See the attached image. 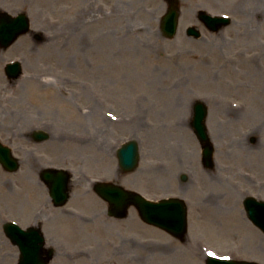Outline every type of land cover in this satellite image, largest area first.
Instances as JSON below:
<instances>
[{"label": "rangeland", "instance_id": "obj_1", "mask_svg": "<svg viewBox=\"0 0 264 264\" xmlns=\"http://www.w3.org/2000/svg\"><path fill=\"white\" fill-rule=\"evenodd\" d=\"M3 1L12 13L26 11L31 27L9 50L0 51V119L11 96L7 90L12 91L8 86L3 92L4 63L23 57L24 88L19 84V91H24V98L18 101L23 102L24 113L48 103L44 109L53 110L59 123L55 132L69 137L44 144L26 138L31 166L24 163L22 150L15 152L23 160L17 172L0 164V264L18 263L19 248L3 225L12 220L24 227V215L29 218L31 208L45 196L37 181V166L43 162L81 168L72 167L75 193L96 197L87 177L102 172L105 179L152 199H186L189 229L179 239L144 222L134 207L127 218L107 216L104 221L97 206L74 196L76 212L90 214L96 209L98 216L89 222L76 220L77 237L75 230L56 220L58 231L67 238H99L108 250L113 249L109 239L120 240L123 264H207L210 253L264 264V232L244 208L248 196L264 200V14L261 19L256 12L262 1L180 0V25L173 38L165 37L161 29L166 0H0V4ZM200 9L228 14L233 21L211 32L197 16ZM190 26L202 31L200 38L187 34ZM74 30L76 41L82 38L92 43V49L69 38ZM88 96L98 103L106 97L103 110H94L93 116L84 110ZM197 99L209 107L213 169L201 164V148L191 126L192 103ZM228 109L237 114L231 116ZM104 117L108 124L101 122ZM79 121L93 125L86 129ZM33 122L25 127L27 134L45 128L40 119ZM97 125L99 129L103 125L102 139H107L103 147L108 151H101L100 135L98 144L84 143L89 134L97 135ZM10 131L0 127L2 141L7 142L8 134L24 140V130ZM129 139L139 141L141 161L134 172L121 173L115 152ZM182 174L188 175L187 181L181 180Z\"/></svg>", "mask_w": 264, "mask_h": 264}, {"label": "flooded vegetation", "instance_id": "obj_2", "mask_svg": "<svg viewBox=\"0 0 264 264\" xmlns=\"http://www.w3.org/2000/svg\"><path fill=\"white\" fill-rule=\"evenodd\" d=\"M260 1L262 2L258 5L259 7H258V10L256 9V12H258L261 15V19H262L263 18L262 14H264V6L262 3L264 0H260ZM5 3L6 2L3 1L0 5L3 6V4ZM16 42H14L12 45H10L7 48H4L0 45V51L9 50L13 45L16 44ZM15 58H18L19 60L22 59L20 60L21 67H22V73L18 77H13L12 75L13 72L8 73V71L6 70V66L4 65L3 77L7 84L5 83V85H3V92L6 93V89H9L7 88L8 86H10V88L12 87V91L7 90L8 93L11 94V96L9 97V101H7L2 106L4 117L2 120L0 119V127L3 126L6 128H9L11 130L10 132L14 130L21 132L22 130H24V135H25L24 140L21 135L18 136L14 134H13L14 136H11L9 134L5 135V138H7L6 143L12 146L13 149L17 150L18 152L19 150L23 151L22 157L25 158L24 163L26 162V165L29 166L28 164L29 162L27 163L28 148L24 144L26 138L31 139L32 141L38 144H41V143L44 144L46 142H53V143L60 142L62 138H68L69 135H60L55 132L57 130V126L59 125V123L57 122V119H56L57 117H55L57 115L53 110H49V107H47L48 109L47 108L44 109L45 108L44 106L48 105V103L42 104L41 107L39 106L37 108L30 107V111H26V113H24V104L23 102L18 101V100H21V98H24L23 96L24 91H19L20 90L19 84H22V88H24V85H23L24 80L20 81L21 78L24 77V65H23L24 58L13 56L9 60L13 61L12 59H15ZM0 91H2L1 85H0ZM88 97H89L88 102H86V106L84 110H87L88 112H90V116L95 115L94 110L96 109L103 110L102 106H104L105 104L104 98L106 99V97L101 96L99 103L98 101L94 102L92 100L94 96L92 97L88 96ZM13 98H15V101H12ZM63 98L68 99L70 102L71 98L69 96L64 95ZM21 104H22L21 108H17L18 105H21ZM9 109H12V110L9 111ZM15 114H17L18 116L15 117ZM36 118H38V121L39 119L41 120V123L40 122L38 123L44 126L45 127L44 129L51 132V134L50 133L48 134V137L46 139L37 140L34 136L27 134L25 132V127L34 123L33 121ZM28 121L30 122L28 123ZM79 122H80L79 125L81 126H86L87 124L93 125L92 123H85L84 121L83 122L79 121ZM101 122L103 124L105 122L106 124L107 118L104 117V119H102ZM85 128L87 129L88 127H85ZM97 128L99 131L104 130L103 125H100V129H99V125H97ZM89 136L90 138L85 139V141L83 140L84 143L88 144L89 142H93V136L91 134H89ZM105 140L107 142V139L101 138V147H102L101 151L102 152L107 151V150H104V147H103V143H105ZM254 141L255 139H252V142ZM96 142L98 144V141ZM52 149H53L52 152H55L57 150L55 148H52ZM33 150H36V149H33ZM48 152L50 153V151ZM19 156L21 157V155ZM105 157H106V154H103L102 160L105 159ZM94 173H98V172H94ZM40 179L43 184L45 185L47 183L50 184V181L46 182V179H44V176L42 177L40 175ZM76 184L77 183L76 181H74V176L70 174V184H69L70 195L68 198V202L65 206L56 205L57 204L56 200L51 197L50 188L47 186L46 187L47 195L45 194L46 201L43 202L42 200L43 206L40 208L38 204L36 207L34 206V208H31V212H30L31 216L29 218H25V215H24V227L25 228H31L33 226L39 227L43 230L44 235H45V238H44L45 243H44L43 249L40 248L39 241H36L34 245L32 246L34 249L33 264H41V257L46 258V264H123V261H122L123 252L118 250L120 248V242H121L120 240L112 241L111 239H109L107 243L109 246L112 245L113 249L108 250L106 248L107 245H105L102 241H99L100 240L99 238H67V236L63 235L60 229L58 231V228L55 223L56 220H59L62 224L67 225L66 228L69 229L70 231L75 230L76 237H77L78 231H77V226H76V220L83 219L86 222H89L91 220L94 221L93 218L98 216V214L96 213V209L94 213H90V214H83V213L76 212V210H78L79 208L77 205L74 204V200H75L73 199L74 196H76L77 199H80L82 202H86L87 204L91 202L92 206L94 207L97 206L98 207L97 209H99V216L104 221L105 219H107V216H109L108 203L100 195L96 193L94 187L90 188V190L94 192L96 197L89 196V192L86 193L84 191L77 193V190H76V193H77L76 194L74 192ZM24 202H25V199H24ZM115 220L119 221L122 219L115 218ZM67 222L70 223L72 226H69ZM103 229L101 228V230ZM89 235L93 237L95 235V231L90 232ZM132 248H134V246ZM137 257L138 255H134L132 259L135 260L137 259ZM42 262H44V259Z\"/></svg>", "mask_w": 264, "mask_h": 264}, {"label": "water", "instance_id": "obj_3", "mask_svg": "<svg viewBox=\"0 0 264 264\" xmlns=\"http://www.w3.org/2000/svg\"><path fill=\"white\" fill-rule=\"evenodd\" d=\"M170 3L167 14L163 17L162 30L166 37L172 38L175 36L178 30L179 16L178 4L176 0H168ZM200 19L210 28V30H219L229 24L230 18L212 16L207 14L205 11H201L199 15ZM9 20V19H8ZM5 19L0 26V36L2 38L9 37L10 33H15L14 38L9 41H13L15 37L28 30L30 27V19L26 13L20 15L15 19H10V22ZM2 33V34H1ZM189 35L199 37L200 31L195 27L188 29ZM207 107L203 103H198L195 109V117L193 121L194 130L203 145L204 160L207 166L213 164V153L214 146L211 142L208 128L206 125ZM41 137V135H38ZM119 159L121 165L126 171L135 170L138 167L140 154L139 145L136 141L132 140L122 146L119 150ZM0 163H2L7 169L15 171L19 167L18 159L13 156L11 149L4 146L0 142ZM63 175V174H62ZM47 177H52L51 174H47ZM183 179H186V175H183ZM62 184L61 185V182ZM59 185L55 187V192L60 193L63 201L68 196L67 193V178L62 176ZM98 191L103 197L108 200L111 204L113 211L126 214L128 207L131 204H135L140 212V215L144 221L149 224H153L160 228L167 230L176 237H184L187 233L188 222H187V206L185 202L180 198H169L160 201H152L146 199L137 192L126 190L120 185L114 183H103L97 186ZM248 217L254 224L260 227L264 231V201H260L255 197H249L244 202ZM6 234L11 238L13 243L17 244L20 248L21 255L19 264H29L25 259L29 261L31 256V247L24 238H40L41 248L43 244V236L40 231L37 230L35 233H26L24 229L15 223H7L4 226ZM27 251L28 255H27ZM208 264H259L251 261H237L221 259L217 257H211L207 260Z\"/></svg>", "mask_w": 264, "mask_h": 264}, {"label": "bare ground", "instance_id": "obj_4", "mask_svg": "<svg viewBox=\"0 0 264 264\" xmlns=\"http://www.w3.org/2000/svg\"><path fill=\"white\" fill-rule=\"evenodd\" d=\"M76 33H77V31L74 30V31L69 35V38H71L72 40H74L76 44H81V45H83L85 42L82 41V38H81V40H77V41H76ZM51 39L53 40L54 37L51 38ZM54 40H55V39H54ZM85 44H89V43H85ZM89 48L92 49V43L89 44V47L87 48V50H88ZM228 111L230 112V115H231V116H234L233 113H235V112H234L233 110L228 109ZM235 114H237V113H235ZM85 127H88V128H89V127H90V124H87ZM101 132H102V131H97V132H96L97 135L94 136V138H93V142L97 143L96 141H97V137H98V135H100L101 138H103V137L106 135L105 133L102 134Z\"/></svg>", "mask_w": 264, "mask_h": 264}, {"label": "snow or ice", "instance_id": "obj_5", "mask_svg": "<svg viewBox=\"0 0 264 264\" xmlns=\"http://www.w3.org/2000/svg\"><path fill=\"white\" fill-rule=\"evenodd\" d=\"M210 255H211V253H210Z\"/></svg>", "mask_w": 264, "mask_h": 264}]
</instances>
